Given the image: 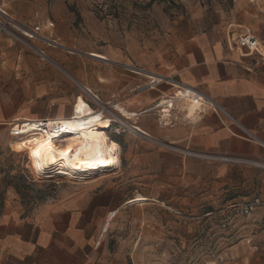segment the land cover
Returning a JSON list of instances; mask_svg holds the SVG:
<instances>
[{
    "label": "rangeland",
    "instance_id": "374dc122",
    "mask_svg": "<svg viewBox=\"0 0 264 264\" xmlns=\"http://www.w3.org/2000/svg\"><path fill=\"white\" fill-rule=\"evenodd\" d=\"M1 5L15 27L0 31V215L5 207L28 214L65 191L91 186L106 194L95 202L90 264H264V169L247 174L232 168L225 176L204 163L162 188L157 180L142 183L128 176L119 156L118 170L81 184L62 177L36 179L25 152L15 153L9 145L10 128L16 131L22 123L18 118L54 117L56 106L32 94L38 83L52 81L79 91L37 54L47 56L51 47L26 39L35 26L41 38H59L73 53L112 45L124 76L144 70L164 76L162 71L171 70L180 23L186 25L190 15L203 20L213 11L232 16L240 30L264 44V0H1ZM80 96L112 120L109 137L118 131L126 139L123 118L113 108L118 104L100 103L87 92ZM69 110L58 117H68ZM15 119L18 123H12ZM138 196L146 201L133 203ZM111 212L115 215L106 223Z\"/></svg>",
    "mask_w": 264,
    "mask_h": 264
},
{
    "label": "crops",
    "instance_id": "0c3cea01",
    "mask_svg": "<svg viewBox=\"0 0 264 264\" xmlns=\"http://www.w3.org/2000/svg\"><path fill=\"white\" fill-rule=\"evenodd\" d=\"M185 24L180 23L177 31L171 70L156 76L170 79L164 85L178 90L177 84L182 85L205 96L217 111L206 106L189 115L177 103L163 118L159 102L174 89L160 83L151 87L152 81L142 79V73H151L147 70L124 76L112 45L94 52L105 62L73 53L61 42L64 49H48L51 69L79 93L42 81L32 94L56 106L54 117L66 116L86 90L100 103L135 113L128 123L144 135L123 139L117 131L108 137L120 147L127 175L142 183L175 185L204 163L225 176L232 168L247 174L264 169V63L235 47L233 38L240 28L232 16L213 11L205 20L190 15ZM105 194V189L95 193L84 186L65 191L28 214L5 207L0 215V264H90L87 249L95 239V202Z\"/></svg>",
    "mask_w": 264,
    "mask_h": 264
},
{
    "label": "bare ground",
    "instance_id": "6f19581e",
    "mask_svg": "<svg viewBox=\"0 0 264 264\" xmlns=\"http://www.w3.org/2000/svg\"><path fill=\"white\" fill-rule=\"evenodd\" d=\"M27 35L25 34V37ZM100 55L93 52L87 53L88 57L95 60L107 61ZM142 75L152 83H159L163 78L151 73H142ZM180 90L176 89L173 96L159 102L163 118L168 117L170 110L174 109L177 103L186 107L189 115L199 109V104L195 102L190 89L185 88L184 92ZM86 92L93 99L95 98L91 91L86 90ZM115 110L123 118L119 120L122 128L129 135H137L136 133L140 130L128 123L134 119L135 113H129L122 106H115ZM36 120L24 118L21 122L23 124L29 122L27 128H20V123L16 131L12 127V131L17 133L16 136L11 137L9 142L15 153L25 152L29 169L36 179L62 177L72 182L86 184L97 176L119 169L121 165L120 147L110 141L107 134L112 127V120L105 117L103 112H95L81 96L74 100L68 117L46 119V130L36 129L35 122L40 121ZM16 122L18 123V120L12 121V123ZM142 201L146 200L138 196L132 202ZM114 215L115 213L111 212L106 223L112 221Z\"/></svg>",
    "mask_w": 264,
    "mask_h": 264
},
{
    "label": "built area",
    "instance_id": "2783aa9c",
    "mask_svg": "<svg viewBox=\"0 0 264 264\" xmlns=\"http://www.w3.org/2000/svg\"><path fill=\"white\" fill-rule=\"evenodd\" d=\"M15 27L14 25V20L12 19V17L8 14V12L1 6L0 7V31H6L8 29V27ZM28 34L26 39H39L41 40L43 43H45L48 47L51 48H55V49H64L61 45H60V40L59 39H52V40H48V39H43L39 36L40 34V27L39 26H35L32 30L28 31ZM233 42L235 47L240 50L242 53H244L245 55H249V56H256L262 63H264V44L259 42L256 37H254L249 30L247 29H241L240 32L233 38ZM37 54L44 60L46 61H50V63H52V61L46 56V54L43 51H37ZM140 72V71H138ZM161 81H169L168 79H162ZM173 85L175 82H172ZM155 83L151 84V87L154 86ZM176 85V84H175ZM177 87H181V91L184 92V89L187 87H184L182 85H178ZM189 89V88H187ZM190 91L193 93L194 95V100L196 103L199 104V110L205 108L206 106H210L213 107L214 111H217V108L214 107V105L211 103H209V101L206 99L205 96L196 93L195 91L191 90ZM94 100L98 101L96 98H94ZM35 128L38 130H46L47 129V120H40L35 122ZM29 124V122H27L26 124H20V128H27V125ZM33 126V125H32ZM10 135L11 136H16L17 132H13V128L10 129ZM138 134L140 135H144L143 133H141L140 131L138 132ZM187 154V153H186Z\"/></svg>",
    "mask_w": 264,
    "mask_h": 264
}]
</instances>
